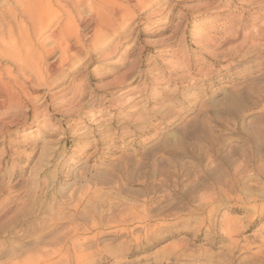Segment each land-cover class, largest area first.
Listing matches in <instances>:
<instances>
[{
	"label": "rangeland",
	"instance_id": "obj_1",
	"mask_svg": "<svg viewBox=\"0 0 264 264\" xmlns=\"http://www.w3.org/2000/svg\"><path fill=\"white\" fill-rule=\"evenodd\" d=\"M95 1L59 71L0 59V264H264V0Z\"/></svg>",
	"mask_w": 264,
	"mask_h": 264
},
{
	"label": "bare ground",
	"instance_id": "obj_2",
	"mask_svg": "<svg viewBox=\"0 0 264 264\" xmlns=\"http://www.w3.org/2000/svg\"><path fill=\"white\" fill-rule=\"evenodd\" d=\"M62 1V0H61ZM64 1V3L66 4L64 7H62V5H59V4H57V6H61L60 8L61 9H63V13H64V15H65V18H66V20H65V23H64V21L62 20H58V18L60 17H58V13H56V12H54L55 10H52V7H51V5H52V0H18L17 2H19L18 4L22 7V13H24V17H26V20L29 22L28 24H30V30L31 31H28L27 30V27H26V29H22L23 27L21 26V24H20V26L22 27L20 30H21V32H19L18 30H19V27H18V30H16V31H18L17 33H18V38H20V40H21V43L19 44L18 42L19 41H16V39H14V37H13V35H12V33L10 32V31H8V32H6L7 34H5V30H4V32L1 30V28H0V30L5 34V35H7L5 38L6 39H8L7 40V42H5L4 41V37H2V35H1V33L2 32H0V59H3V60H9V61H7V62H10V64H12L14 67H16L17 68V71L15 70V72H17L16 74H18L19 75V77L21 76V79H22V77H24V79H25V77L27 78V75H28V73H31L32 74V70H34L33 69V67H35V66H38V65H40V67H42V68H44V71H43V73H45V75H47L48 77L50 76V74L52 73V72H55V70H58V67H59V64H66V62H68V60L70 59V56H68L67 54H68V52L70 51V50H72V49H76L75 50V52L77 53V54H80V52H82V47H83V45H81L80 46V44L81 43H83V41L80 43V40L79 39H83L84 38V40L87 38V37H85V36H83V35H81V37L83 36V38H78L77 37V34H74V28L72 29L73 30V33L71 32V31H69V28L70 27H73V26H71L72 24L70 23V20H72L71 19V12H72V10L73 11H77V12H79V9H83L84 11L85 10H87L89 13H90V15H93V13H97V16H98V14H100L101 13V11H99V12H97L96 10H95V7H96V4H95V0H63ZM99 1V0H98ZM101 1V0H100ZM107 1V0H106ZM115 1V0H114ZM12 2H16V1H12ZM54 2H57V1H54ZM101 2H103V0L101 1ZM109 2H111V1H109ZM60 3V2H59ZM63 3V2H62ZM114 3H116V2H114ZM94 4H95V7H94ZM102 4V3H101ZM110 4V3H109ZM97 5H98V3H97ZM110 5H112V7H113V1H112V4H110ZM116 5V4H115ZM117 5H118V3H117ZM116 5V6H117ZM12 6V5H11ZM55 6V5H54ZM104 6V5H103ZM102 6V7H103ZM115 6V7H116ZM86 7V8H85ZM98 7H100V6H98ZM111 7V6H110ZM109 7V8H110ZM118 7V6H117ZM116 7V8H117ZM59 8V7H58ZM60 9V10H61ZM98 9V8H97ZM100 9H102V8H99V10ZM11 10V9H10ZM17 10V9H16ZM106 10V9H105ZM124 10V9H123ZM82 11V10H81ZM17 11H15V13H16ZM18 12H19V10H18ZM17 12V13H18ZM58 12V11H57ZM83 12V11H82ZM104 12V11H103ZM114 12H115V8H114ZM62 13V14H63ZM88 13V14H89ZM111 13H112V10H111ZM126 13V12H125ZM124 13V14H125ZM7 14V12L4 14V15H6ZM10 14V13H9ZM9 14H8V16H9ZM81 14V13H80ZM88 14H87V16H88ZM17 15V14H16ZM16 15H13V18L16 16ZM73 15V14H72ZM74 15L76 16V14L74 13ZM96 15V14H95ZM104 14H102V16H103ZM125 15H127V14H125ZM7 16V15H6ZM23 16V15H22ZM74 16V17H75ZM102 16H101V18H102ZM92 16H90V18H91ZM96 17V16H95ZM6 18V17H5ZM17 18V17H16ZM15 18V19H16ZM70 18V19H69ZM90 18H87V19H90ZM93 18H94V15H93ZM92 18V19H93ZM97 18V17H96ZM98 18H99V16H98ZM100 18V19H101ZM77 19V18H76ZM79 19V18H78ZM86 19V18H85ZM85 19H83V20H85ZM14 20V19H13ZM25 20V21H26ZM75 20V19H74ZM16 21V20H15ZM57 21H59V22H57ZM73 21V20H72ZM89 22L91 21V20H88ZM94 21V20H93ZM98 21V20H97ZM101 22H102V20H100ZM106 21V20H105ZM9 22H11V21H9ZM54 22H57L58 24H56L55 23V26L57 25V27L56 28H51V29H53L52 31H51V33L49 34V35H47V36H45L42 40L40 39L41 38V36L44 34V32L48 29V27H50L51 26V24H53ZM74 22V21H73ZM87 22V21H86ZM13 23V22H12ZM16 22H14V24H15ZM81 23V22H80ZM93 22H91L90 24H92ZM96 23V22H95ZM94 23V24H95ZM104 23V22H103ZM107 23H109L108 21H107ZM74 24V23H73ZM93 24V25H94ZM100 24V23H99ZM102 24V23H101ZM13 25V24H12ZM23 25V24H22ZM7 26V25H6ZM9 26H10V23H9ZM8 26V27H9ZM54 26V25H53ZM74 26H75V24H74ZM7 27V28H8ZM94 27V26H93ZM98 27V26H97ZM102 27V26H101ZM100 27V28H101ZM7 28H4V29H7ZM25 28V27H24ZM95 28V27H94ZM2 29H3V27H2ZM9 29H10V27H9ZM12 29V28H11ZM75 29H77V28H75ZM22 30H25V31H22ZM27 30V31H26ZM49 30H50V28H49ZM76 31H78V30H76ZM90 31V30H89ZM14 32V31H13ZM98 32H100V30H99V28L98 29H96L93 33L95 34V33H98ZM15 33V32H14ZM75 33H77V32H75ZM80 33V32H79ZM3 34V35H4ZM4 35V36H5ZM17 35V34H16ZM80 35V34H79ZM78 35V36H79ZM86 35V34H85ZM44 36V35H43ZM98 36V35H97ZM101 36V35H100ZM16 38H17V36H16ZM94 38H96V37H94ZM33 40H35L38 44H37V46H33V44H32V42L31 41H33ZM40 40V41H39ZM51 40L52 41V44H51V42H50V46H48L49 45V41ZM88 40V39H87ZM34 41V42H35ZM48 41V42H47ZM231 41V40H230ZM236 41V40H235ZM35 42V43H36ZM46 42H47V44L48 45H46ZM86 42V41H85ZM84 42V43H85ZM234 42V41H233ZM242 42V41H241ZM83 43V44H84ZM230 44V43H229ZM218 45H220V44H218ZM240 45V44H239ZM221 46V45H220ZM225 46V45H224ZM235 47V46H234ZM84 48V47H83ZM89 49V48H88ZM59 50V51H58ZM73 51V50H72ZM218 51V50H217ZM59 53V55H58V59H56V60H54V59H52L51 57H53V55L54 54H56V53ZM71 52V51H70ZM216 55V54H215ZM73 56V55H72ZM56 57H57V54H56ZM80 57V56H79ZM232 58V57H231ZM187 66V65H186ZM0 67H1V65H0ZM61 67V66H60ZM63 67V66H62ZM37 68H39V67H37ZM41 69V68H40ZM61 69V68H60ZM36 70V69H35ZM37 70H39V69H37ZM41 71V70H40ZM59 71V70H58ZM14 72V73H15ZM35 72V71H34ZM36 72H38L37 73V75L39 74V76H40V72L39 71H36ZM35 72V73H36ZM5 73V72H4ZM3 73V74H4ZM7 73H8V78L10 79V81H12V84L16 81V77L15 76H13L12 75V71H11V69L10 68H8L7 69ZM6 74V73H5ZM5 74H4V76H5ZM15 74V75H16ZM42 74V73H41ZM33 75H34V73H33ZM32 75V76H33ZM42 76V75H41ZM56 76V75H55ZM6 77L7 76H5V79H6ZM18 77V78H19ZM33 77H35V75L33 76ZM36 78H37V76H36ZM46 78V77H45ZM30 79H31V82H33L32 81V78L30 77ZM35 79V78H34ZM52 79V78H51ZM189 79H191V78H189ZM7 80V79H6ZM26 81H28V83H29V80H28V78L27 79H25ZM39 80H40V78H39ZM39 80H36L37 82H39ZM42 80V79H41ZM45 80V79H44ZM14 81V82H13ZM35 81V82H36ZM31 82H30V84H31ZM36 82V83H37ZM41 82V84H43L42 82H43V80L42 81H40ZM45 82V81H44ZM49 82V81H48ZM19 83H20V81H19ZM27 83V82H26ZM29 84V85H30ZM33 85H34V83H32ZM38 84H40V83H37V84H35V85H38ZM15 85H16V83H15ZM22 84L20 83V86H21ZM23 86V85H22ZM24 86H26V85H24ZM23 86V87H24ZM12 88V87H11ZM16 88V87H15ZM14 88V89H15ZM24 88H26V87H24ZM24 88H22V89H24ZM1 89H2V92H6L8 89H10V84L8 83V81L6 82V81H4V77H3V75L1 74V72H0V91H1ZM11 90V89H10ZM9 90V93L11 92ZM13 90V89H12ZM18 90H19V87H18ZM17 90V91H18ZM15 92V91H14ZM14 92L13 93H11V94H14ZM24 92H25V90H24ZM17 93V92H16ZM1 95H3V94H1V92H0V96ZM4 95H5V93H4ZM3 95V96H4ZM9 95V94H8ZM15 95V94H14ZM21 95V94H20ZM11 96V95H10ZM19 96V95H18ZM16 97L15 99H17V98H19V97ZM28 97V96H27ZM11 99V98H10ZM12 100V99H11ZM21 100V99H20ZM25 100H27L26 98H25ZM9 101V100H8ZM152 167V166H151ZM159 173H161V172H159ZM161 175V174H160ZM42 184V183H41ZM36 185V184H35ZM7 187V186H6ZM34 188V187H33ZM4 191V190H3ZM86 193V192H85ZM2 197V196H1ZM5 197V196H4ZM80 197V196H79ZM11 198V197H10ZM5 199H6V197H5ZM4 199V200H5ZM7 199H9V198H7ZM6 199V200H7ZM82 199V198H81ZM11 201V200H10ZM76 201V200H75ZM6 202V201H5ZM8 202V201H7ZM1 205V204H0ZM5 205V204H4ZM36 214V213H35ZM17 219H19V218H17Z\"/></svg>",
	"mask_w": 264,
	"mask_h": 264
}]
</instances>
